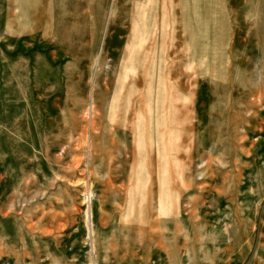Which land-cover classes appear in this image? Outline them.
Segmentation results:
<instances>
[{"label":"rangeland","instance_id":"1","mask_svg":"<svg viewBox=\"0 0 264 264\" xmlns=\"http://www.w3.org/2000/svg\"><path fill=\"white\" fill-rule=\"evenodd\" d=\"M0 264H264V0H0Z\"/></svg>","mask_w":264,"mask_h":264}]
</instances>
